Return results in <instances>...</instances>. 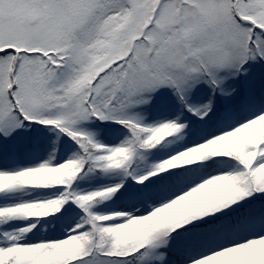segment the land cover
Listing matches in <instances>:
<instances>
[{
  "label": "snow or ice",
  "instance_id": "snow-or-ice-1",
  "mask_svg": "<svg viewBox=\"0 0 264 264\" xmlns=\"http://www.w3.org/2000/svg\"><path fill=\"white\" fill-rule=\"evenodd\" d=\"M0 264H264V0H0Z\"/></svg>",
  "mask_w": 264,
  "mask_h": 264
}]
</instances>
